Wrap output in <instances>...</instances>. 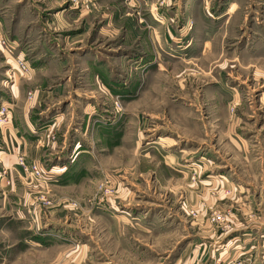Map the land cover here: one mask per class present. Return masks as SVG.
<instances>
[{"label": "rangeland", "instance_id": "rangeland-1", "mask_svg": "<svg viewBox=\"0 0 264 264\" xmlns=\"http://www.w3.org/2000/svg\"><path fill=\"white\" fill-rule=\"evenodd\" d=\"M0 34L35 68L0 50V103L62 167L17 178L0 218L28 216L0 231V264L244 260L229 252L264 233V0H0Z\"/></svg>", "mask_w": 264, "mask_h": 264}, {"label": "crops", "instance_id": "crops-1", "mask_svg": "<svg viewBox=\"0 0 264 264\" xmlns=\"http://www.w3.org/2000/svg\"><path fill=\"white\" fill-rule=\"evenodd\" d=\"M158 16L160 17L159 14H158ZM155 18L158 19L157 14H156ZM159 21H160V24H154V26L152 28L150 27L151 30L148 33L149 38L152 39V42H153L155 47H156V44H158L162 49L166 48V47L169 48V45L172 43V42H168V40H170L172 38L169 36V34L172 33L174 35V30L172 28H170L171 31L169 33V27H167L166 25H163L164 19H161ZM178 37H180V36H178ZM178 37H175L172 39L174 51H177V48H179L178 47L179 45H177L178 43H175V42H178L177 41V39H179ZM179 40H181V39H179ZM42 63H44V62L43 61L40 62L38 64V67L41 66ZM34 69L30 68V70H31V71H29L30 76L34 72ZM25 75H27V74H25ZM13 85L18 86L19 83L12 84V87H13ZM39 96H40V98L43 97V95L41 93H38L36 99H38ZM2 103L8 104V102H6V101H3ZM2 103H0V104H2ZM12 119H13V115H12ZM12 119H11V123L8 126H6L5 128H2V130L0 131V142L3 144V145H1V148L3 149V151L0 152V167L4 166L5 168L9 169V171L7 172V175L5 177L6 179L8 178L7 181L9 182V184H7V185L3 184V186H4L3 191L4 192L0 193V194L4 195L2 200H1L0 206H1V209L6 211V212H8L10 209L8 203H6V199H7V197H11V196L15 197L16 189L17 188L19 189V186H17L18 183H16V181H18L17 178L22 175L21 168L17 164V157L20 154L21 155L23 154L26 162H36L40 166H43L42 163L45 160V157H44L45 151L42 147V142L48 141V138L46 137V133H47L48 129L43 128L42 131H39L41 128H38V129L36 128V126H38V125L36 124L35 121H32L29 118H25L23 126H24L25 131H27V134H19L18 126L13 123ZM56 169L59 170L60 172H62V167L54 166V167H51L50 169H47V166L46 167L43 166V170L45 172H54L53 170H56ZM56 172L58 173V171H56ZM5 178L4 179L2 178V179L6 182ZM11 178H13L14 181H12ZM4 181H3V183H5ZM27 216L28 215L23 210H20V211L16 210L15 214L10 213V216L1 215V217H3V218H0V231L3 233L5 231H7L6 229L9 228V226H10L9 223L11 221L18 222V223H22L24 221L26 223L25 220L27 219ZM50 226H51L50 229H59L60 228L61 230H58L59 232H65V231H62L63 228L60 227V224L58 226H52V224H51ZM62 235H64V234H62ZM243 236L244 237L247 236V238H249L251 243L249 245H244V247H241V248L238 247V245H235L234 249L232 250V252H229V254L232 257L233 256H239L240 258H244L245 260L248 258L249 259L252 258L254 260L257 259L260 252H261V248H262L261 244L264 243V233L262 231L257 232V233L245 231ZM233 238H236V236L235 235L230 236L229 240L231 241V239H233ZM237 240L238 239L234 240L233 243L237 242ZM30 243H33V244L38 245V246L40 245V243L38 241H30ZM5 247H8V245ZM207 253L209 254L208 255L209 264H210V262L212 264L211 256L212 257L214 256L213 258H215V256H216L215 250L212 249L211 251H209ZM0 259H1V261L4 259V257H2L1 250H0ZM193 263H194V260H193ZM193 263H192V261L189 262V264H193ZM198 263L199 262H195V264H198ZM253 263L256 264L255 261ZM202 264H208V263L206 261H203ZM258 264H260V262Z\"/></svg>", "mask_w": 264, "mask_h": 264}, {"label": "built area", "instance_id": "built-area-1", "mask_svg": "<svg viewBox=\"0 0 264 264\" xmlns=\"http://www.w3.org/2000/svg\"><path fill=\"white\" fill-rule=\"evenodd\" d=\"M0 50L2 53L6 54L11 59V68L14 69L17 73L20 75L28 74L30 71V65L27 60L24 59L22 56H16L14 57L15 52V46L14 42L9 40L7 37H4L0 34ZM31 96V93L29 94ZM12 114L10 112V108L7 104H0V130L2 128H5L11 123ZM47 138H49V134L46 135ZM17 164L21 168V172L24 174L30 175L32 178L37 179L39 181H42L43 183H48L49 179L46 173L43 170V168L35 163L31 162L28 163L25 161V158L23 155H19L17 157ZM7 168L0 167V178H5L7 175ZM212 222L218 223L220 228H227L229 225L226 224V215L218 213L217 217L213 216L211 218ZM261 252L257 259H244L241 260L238 264H254L255 261L256 264L260 262V264H264V243L261 244ZM254 260V261H253ZM212 264H219L218 259L212 258Z\"/></svg>", "mask_w": 264, "mask_h": 264}]
</instances>
